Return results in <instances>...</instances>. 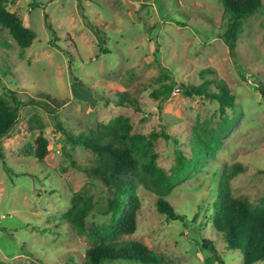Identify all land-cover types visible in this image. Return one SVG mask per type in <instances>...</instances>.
I'll return each mask as SVG.
<instances>
[{"label": "rangeland", "instance_id": "rangeland-1", "mask_svg": "<svg viewBox=\"0 0 264 264\" xmlns=\"http://www.w3.org/2000/svg\"><path fill=\"white\" fill-rule=\"evenodd\" d=\"M262 2L263 8L243 21L232 56L222 36L221 0H8L6 10L21 18L35 39L21 50L7 31L0 33V97L18 111L17 123L0 139V264H82L91 244L66 214L80 193L86 228L111 225L107 209L113 191L85 172L99 159L66 141L62 130L73 136L98 133L118 117H126L136 135L165 127L170 138L153 141L150 153L167 176L179 172L177 155L191 157L187 138L193 132L214 151L164 195L132 177L138 182L136 229L118 242L142 244L165 264H244L242 251L228 250L207 222L222 176L235 197L264 207ZM45 15L56 31V48L49 45ZM207 68L233 105L222 112L214 101L185 96L178 85L158 118L149 92L163 70L177 84H187L199 83L198 74ZM117 90L133 105L100 101L113 99ZM41 95L55 100L49 103L56 113L38 104L47 102ZM39 135L50 144L42 160L34 154ZM160 199L177 219L158 210ZM202 239H211L216 253L201 248Z\"/></svg>", "mask_w": 264, "mask_h": 264}, {"label": "trees", "instance_id": "trees-1", "mask_svg": "<svg viewBox=\"0 0 264 264\" xmlns=\"http://www.w3.org/2000/svg\"><path fill=\"white\" fill-rule=\"evenodd\" d=\"M0 0V33L5 30L11 36L18 48L25 50L31 46L35 34L15 13L6 10V2ZM223 6L225 29L223 41L230 54L234 56L236 40L242 32V23L248 17L263 8L262 0H221ZM45 25L51 33L49 45L56 48V31L44 17ZM4 47H8L5 43ZM199 83L177 84L170 75L163 70L157 78V86L149 95L157 102V117H160L162 103L169 99L176 86L181 87L182 93L187 97H200L209 99L219 105L220 111L233 105V97L226 91L223 83L217 81L211 69H203L198 74ZM215 86L216 91L211 87ZM259 93L264 100V85H258ZM43 96V97H42ZM108 96V95H106ZM47 100L38 101V104L49 113H56L49 102L55 100L48 95H41ZM111 97V96H109ZM15 101V98L13 99ZM104 105L114 104L117 107L132 106L133 103L120 90L115 91L113 99L106 97L100 100ZM18 121L17 108L11 106L3 97H0V139L8 134ZM156 131L147 136L132 134V127L126 117H118L103 126L98 133L79 134L73 136L62 130L66 141L90 150L99 159L98 165L86 169L85 172L101 180L104 185L113 191L112 199L108 200L107 214L110 215L111 225L92 227L88 230L84 218L87 207L82 205L83 200L76 193L72 206L66 214L68 222L74 227L76 233L85 236L91 246L85 251L82 264H111L126 262L132 264H165L162 258L149 251L144 245L128 242L120 243L118 239L131 235L136 229V211L139 198L136 195L137 183L132 177L140 179V183L148 189L158 193L167 194L190 168L197 162L205 161L214 156L212 144L204 141L203 137L193 132L187 138L191 147V157L184 159L176 156L175 168L179 171L171 176L158 169L155 155L151 154L153 141L163 138L169 139L165 127L158 125ZM49 142L39 135L36 138L35 157L42 160L48 153ZM0 159L2 155L0 154ZM154 187L147 185L146 178ZM118 198H120V203ZM158 210L168 218L177 219V215L166 201H157ZM211 215L207 225L219 237H222L228 250L242 251L244 264L264 262V207H252L246 200L235 197L230 189L229 180L222 176L219 181L216 199L213 202ZM125 212L121 217V213ZM181 218V217H179ZM201 248L216 253L211 239H202Z\"/></svg>", "mask_w": 264, "mask_h": 264}]
</instances>
